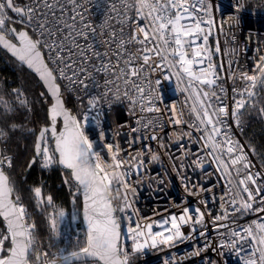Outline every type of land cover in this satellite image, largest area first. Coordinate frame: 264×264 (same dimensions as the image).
Instances as JSON below:
<instances>
[{"label": "snow or ice", "instance_id": "6c2138e0", "mask_svg": "<svg viewBox=\"0 0 264 264\" xmlns=\"http://www.w3.org/2000/svg\"><path fill=\"white\" fill-rule=\"evenodd\" d=\"M89 5L103 16L99 25L90 20ZM245 8L246 0H235L229 20L239 23ZM217 11L215 0H0V50L26 67L42 89L30 97L24 88H0V264H131V257L145 249L173 248L197 237L205 243L193 246L189 258L201 257L209 248L223 256L228 249L242 264H264V215H260L264 214V158L257 170L251 158L259 155L256 146L237 136L244 133L246 116L255 113L264 119V55L247 71L233 67L237 64L233 59L227 65L217 63L221 47L216 34L226 35V22H217ZM210 37L215 38L214 46ZM235 53L231 49L225 55ZM173 76L185 94L187 113L184 107L177 111L175 104L164 105L159 95L160 78ZM228 80L231 107L224 86ZM90 88L103 91L92 95ZM81 92L87 97L86 106ZM73 94L79 112L68 107ZM110 95L126 100L130 114L140 113L131 129L139 135L128 141L130 147L138 140H152L166 149L157 134L163 132L165 119L172 126H187L169 140L181 152L169 159L186 181L185 191L200 197L204 210L184 206L179 214L156 213L158 220L139 215L132 176L139 179L145 157L157 162L161 154L146 146V152L122 155L120 144L105 142L103 131L99 142L90 139L85 127L90 120L100 126L99 106ZM36 104L41 106L43 122L38 128L28 127L27 118ZM20 133L33 138L25 173L34 166L41 171L59 169L73 205L82 198L83 238L79 229L62 228L68 215L43 181L27 188L26 202L13 177L16 157L10 154V144ZM185 139L189 144L181 143ZM193 143L199 145L195 152L189 146ZM189 156L195 157L191 164L205 178L213 175L207 164L225 182L218 197L219 214L212 215L202 197L218 185L189 187L188 177L182 175L183 161ZM216 199L213 195V203ZM29 204L42 214L48 248H55L54 252L41 244ZM250 213L257 219L245 225L235 219ZM79 216V210L73 211L72 224ZM206 216L223 237L215 247L208 239ZM163 264L177 260L166 258Z\"/></svg>", "mask_w": 264, "mask_h": 264}, {"label": "built area", "instance_id": "2783aa9c", "mask_svg": "<svg viewBox=\"0 0 264 264\" xmlns=\"http://www.w3.org/2000/svg\"><path fill=\"white\" fill-rule=\"evenodd\" d=\"M215 4L219 7V11L216 12L217 22L225 21L224 23V34L217 33L220 40L221 54L215 58L217 63L223 61L225 65L229 59L237 61L233 67H239L241 70H250L258 56L264 55V0H246V8L240 14L239 23L229 20V17L234 14V4L235 0H215ZM91 10L90 20L94 25H99L103 21V16L93 7L89 5ZM233 37L235 39L233 40ZM209 44L215 45V38H209ZM231 49H236V53L232 56L225 55V52ZM227 76V73H224ZM155 79V77L153 78ZM161 83L159 85V95L163 99L164 105L175 104L177 111L184 107V111L187 113L189 108L184 105L185 94L179 91L178 81L173 76L171 79L165 80L162 77ZM103 82L101 78V83ZM225 88L228 90L227 103L231 107L232 105V82L228 80L224 83ZM183 87V85H179ZM89 93L96 95L103 89H92L90 88ZM84 97V103L86 106L87 97L83 92L79 93ZM76 94H73L71 101L74 104V112H79V102L75 99ZM189 101V105H190ZM163 106V105H162ZM129 104L126 100H115L111 95L107 101H101L99 106L100 116V126L98 127L94 120H90L88 125L85 127L86 134L89 135L90 139H94L99 142V134L101 131L105 134V142L108 143H119L121 148L124 150L122 155L131 153L135 155L138 151H147V147L155 152L161 154V159L157 162H150V158L145 157V167L141 171L139 179L134 174L132 176V183L136 188V194L134 199V207L139 210V215L141 217H152L153 219H160L159 215L156 213H161L162 215H168L169 213L179 214L180 209L184 206H190L191 209L200 207L204 210L203 206L198 203L200 197L189 196L185 191L186 181L182 180L181 175L177 174V171L173 168L172 160L169 159V155L173 157H180L181 152L177 149L175 144H169V140H175L173 133H179L180 129L183 128L187 130L186 125L172 126L167 123L165 119V127L163 132H158L157 134L164 139L166 149H161L156 141L152 140H138L131 147L128 141L132 137L139 135V133H132L131 129L136 127L137 117L140 115L137 112L136 115L130 114ZM92 115H95L93 113ZM149 116L154 114H147ZM167 114H165V117ZM187 119V116L185 117ZM198 135L194 133V136ZM238 138L242 142H246L243 134L237 133ZM181 143L189 144L185 139ZM192 150L195 152L198 150L199 145L190 144ZM165 151L167 154H165ZM253 162L257 165V170L260 168V158L259 156L251 157ZM195 159L193 156H189L188 159L184 160V167L181 169L183 176L188 177L187 183L189 187L192 184L202 185L205 188L211 187L213 184L218 185L214 188L213 193H202V197L208 201V208L211 210L212 215L219 214L221 209L219 207L220 201L218 197L224 191V181L219 179V174L214 171V166L205 165L208 172L213 173L211 177L205 178L201 170L195 165L191 164V160ZM180 160H176V164L179 165ZM49 172V171H48ZM217 197L216 202L213 203L212 196ZM81 198L78 199L77 204L73 205L70 195V208H75L81 212L79 208V203ZM59 205L62 206L60 202L57 201ZM63 207V206H62ZM168 209V212L164 210ZM264 215V214H260ZM71 218V215H70ZM238 223L245 225L252 220L257 219V214L250 213L242 217H236ZM71 220V219H70ZM207 223V235L208 239L212 242V247H215L221 242V237L215 230L214 225L210 221V217L205 218ZM224 223H229V221H224ZM72 230H81V238L83 225L81 221V216L75 224L70 222L69 224ZM68 225V226H69ZM235 227V225H232ZM198 228L200 226H197ZM185 233L189 231V227L185 226ZM220 232H226L227 229H220ZM198 241V243H197ZM41 244L44 248L50 252H54L55 248H48L49 237L44 240L40 239ZM205 243L203 238L197 237L196 241L191 243H179L173 248H165L163 250L156 249H145L144 252L134 254L131 257V264H163V261L167 258L170 259L175 257L177 264H209V261L214 262V264H242V260L238 257L234 251L224 249V255L220 256L217 252H214L212 248L201 253V257H191L187 256V253L191 251L193 246H203ZM131 244V241L128 242ZM243 255V254H241ZM183 258V259H181Z\"/></svg>", "mask_w": 264, "mask_h": 264}, {"label": "trees", "instance_id": "16d2710c", "mask_svg": "<svg viewBox=\"0 0 264 264\" xmlns=\"http://www.w3.org/2000/svg\"><path fill=\"white\" fill-rule=\"evenodd\" d=\"M0 82L2 88L8 90L17 87L24 88L30 97L33 93L38 94V92L42 90L36 82V77L31 74L26 67H21L14 62L10 55L4 50H0ZM68 107L74 111V104L71 100ZM244 119L246 123L244 126L243 137L245 141H250L256 146L257 152L259 153L258 156L261 160L264 158V119L258 118L255 113L246 116ZM27 120L28 127L38 128L40 126L43 122V113L39 104H36L34 114L29 115ZM32 139V137H26V134L20 133L17 134L10 144V154H13L16 157V167L13 170V177L16 178L18 186L24 193L26 202L27 188L30 185L43 181L56 201L60 202L64 208H69L70 193L68 188L62 184L59 169L48 172L41 171L38 166H34L30 172L25 173L27 158L31 155L30 149ZM79 208H81V202L79 203ZM29 209L33 212V218L39 226V239H46L48 233L42 214L39 210H36L32 204H29Z\"/></svg>", "mask_w": 264, "mask_h": 264}, {"label": "rangeland", "instance_id": "374dc122", "mask_svg": "<svg viewBox=\"0 0 264 264\" xmlns=\"http://www.w3.org/2000/svg\"><path fill=\"white\" fill-rule=\"evenodd\" d=\"M0 88H2V84H1V82H0ZM14 179L16 180V178L14 177ZM64 208V207H63ZM30 210V209H29ZM64 210H65V212L67 213V215H68V219L66 220V222H65V225H63L62 226V228H64V227H68V225L70 224V222H71V218H70V215L73 213V211H77L78 210V207H77V209H75V208H64ZM31 211V210H30ZM33 218V217H32ZM34 219V218H33ZM35 220V219H34ZM41 240H43V239H41Z\"/></svg>", "mask_w": 264, "mask_h": 264}, {"label": "water", "instance_id": "95a60500", "mask_svg": "<svg viewBox=\"0 0 264 264\" xmlns=\"http://www.w3.org/2000/svg\"><path fill=\"white\" fill-rule=\"evenodd\" d=\"M6 52V51H5ZM9 55V54H8ZM80 216H81V221H82V225H83V217H82V198H81V212H80ZM84 227V225H83Z\"/></svg>", "mask_w": 264, "mask_h": 264}]
</instances>
